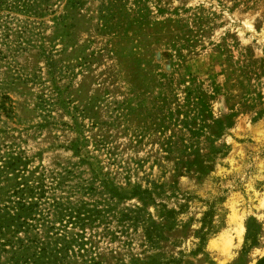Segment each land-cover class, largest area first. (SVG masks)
Listing matches in <instances>:
<instances>
[{
  "label": "rangeland",
  "instance_id": "374dc122",
  "mask_svg": "<svg viewBox=\"0 0 264 264\" xmlns=\"http://www.w3.org/2000/svg\"><path fill=\"white\" fill-rule=\"evenodd\" d=\"M0 264H264V0H0Z\"/></svg>",
  "mask_w": 264,
  "mask_h": 264
}]
</instances>
